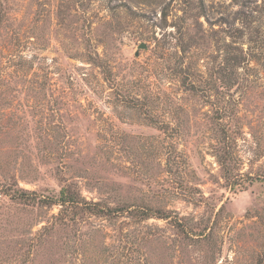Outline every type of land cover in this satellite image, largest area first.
Here are the masks:
<instances>
[{
	"label": "rangeland",
	"instance_id": "rangeland-1",
	"mask_svg": "<svg viewBox=\"0 0 264 264\" xmlns=\"http://www.w3.org/2000/svg\"><path fill=\"white\" fill-rule=\"evenodd\" d=\"M0 191V264H264V0H0Z\"/></svg>",
	"mask_w": 264,
	"mask_h": 264
},
{
	"label": "trees",
	"instance_id": "trees-1",
	"mask_svg": "<svg viewBox=\"0 0 264 264\" xmlns=\"http://www.w3.org/2000/svg\"><path fill=\"white\" fill-rule=\"evenodd\" d=\"M219 159H220L222 168L225 172L226 180L231 182V180L234 179L235 176L231 174V169L227 164V160L223 156H219ZM57 203H59L63 207L62 208L63 211L70 209L72 210V212H76V213L78 212L79 213L81 212L84 214L89 213V214H93L99 217L108 216L107 210L100 208L99 204H94L93 205L94 208H90L91 204H89L85 200H82L80 195L76 191H74L71 187H65L61 190L59 200L54 202L53 205ZM140 213H143V217H141L143 220L150 219L153 217H157V218L164 219V220L171 219V214L166 213V212L160 213L157 216L152 212L148 213V212L141 211ZM178 227H181V226L178 225Z\"/></svg>",
	"mask_w": 264,
	"mask_h": 264
},
{
	"label": "built area",
	"instance_id": "built-area-1",
	"mask_svg": "<svg viewBox=\"0 0 264 264\" xmlns=\"http://www.w3.org/2000/svg\"><path fill=\"white\" fill-rule=\"evenodd\" d=\"M3 199V194L2 192L0 191V201Z\"/></svg>",
	"mask_w": 264,
	"mask_h": 264
}]
</instances>
